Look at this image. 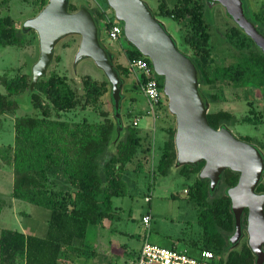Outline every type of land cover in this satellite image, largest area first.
I'll return each mask as SVG.
<instances>
[{"label":"trees","instance_id":"trees-1","mask_svg":"<svg viewBox=\"0 0 264 264\" xmlns=\"http://www.w3.org/2000/svg\"><path fill=\"white\" fill-rule=\"evenodd\" d=\"M45 3L46 0H39V9ZM241 4L246 19L264 37V3L249 16L244 11L243 2ZM203 5L200 0H174L171 7L165 2L158 4V15L186 21L184 40L193 52L190 59L197 69L199 86L215 88L219 83L264 88V52L237 25L233 24L224 33V40L238 50L239 56L226 63L214 62L207 48ZM75 9L68 4L69 11ZM97 9L91 12L101 32L107 28V23L103 21L104 8ZM25 42V35L13 26L11 18L0 17V45L20 47ZM123 53L127 59L141 56L128 43ZM114 68L120 76H127L126 66L115 63ZM158 81L161 87L159 78ZM0 84L4 89L3 93L0 92V113H13L17 102L11 97L24 92H27L30 106L37 112L15 116L12 143L0 146V161L9 165L11 170L10 195L48 210L45 233L41 237L14 229H0V264H16L17 261L22 264H59V259L68 253L81 254L89 225L100 224L112 217L111 198L125 193L120 173L136 153L141 137L136 125L129 122L124 126L122 137L112 145L114 122L102 108L108 93V83L104 79L83 77L80 93L66 76L52 70L46 77H40L32 90H28L25 74L0 77ZM131 88H139L138 82ZM209 97L212 101L216 99L214 94ZM135 100L134 95L128 97L130 106L123 117L133 112ZM69 111L86 114L73 121L59 117L61 112ZM89 112L96 118L88 119ZM206 118L212 128L233 120L232 114L224 110L208 111ZM243 120L250 121V118L244 117ZM173 132V127L165 128L166 137L155 164L159 175H166L174 162ZM239 138L249 141L247 136ZM136 165L141 168L138 160ZM201 165L202 162L184 164L177 172L190 178ZM237 177V172L224 169L215 187L222 191L217 194L210 191L206 179L198 177L186 189L187 199L198 208L202 238L197 248L211 250L218 258L215 264H254V256L246 241L228 248L234 220L225 189L233 186ZM255 191H264V181L257 184ZM1 207L2 199L0 210ZM245 211L241 218L243 224Z\"/></svg>","mask_w":264,"mask_h":264},{"label":"rangeland","instance_id":"rangeland-1","mask_svg":"<svg viewBox=\"0 0 264 264\" xmlns=\"http://www.w3.org/2000/svg\"><path fill=\"white\" fill-rule=\"evenodd\" d=\"M47 1V0H46ZM160 20L166 31L176 42L177 47L187 55L193 54L185 42L187 23L185 20H173L162 14L158 15V4L165 2L171 7L174 0H144ZM73 8L79 5L86 6L90 11L97 8H107L103 0H68ZM203 3V18L207 24V48L209 55L215 63H226L239 56L238 50L231 48L224 40V33L234 24L219 4L200 0ZM243 8L249 16L250 12L260 9L264 0H242ZM39 10V0H0V17L8 16L13 26L21 30L24 19L35 15ZM98 10V9H97ZM120 23V22H119ZM121 24V23H120ZM26 42L20 46L0 45V77H14L25 74L30 81V67L38 57V42L36 33L32 29L23 31ZM99 38L113 52V64L119 63L126 66L127 58L123 48L127 46L124 37L118 42L109 41L104 30L99 32ZM79 36L70 34L57 41L53 54L48 64L45 77L50 70L59 75H64L70 84L81 92V79L89 76L95 80H105L101 71L93 62L84 58L73 63L77 50ZM122 78L119 118L121 128H118L112 145L124 134V126L132 119L137 118L136 128L141 133L136 153L126 163L121 171V178L125 183V193L122 196L112 197V217L103 220L100 224L89 225L85 232L84 248L80 255L69 254L59 259V264H130L134 252L139 248L142 235L150 243L174 247L178 250L186 248L188 253L195 254L201 243L202 230L198 222V208L187 199L186 189L188 184L196 177L184 178L178 174L179 167L171 166L166 175L156 172L155 164L160 153L162 141L166 137L165 128L173 122L172 115L167 111L166 97L162 94V105L154 111V116L145 115L142 111L146 108L144 96L140 88L132 89L136 84L134 77L128 72ZM161 80V78H159ZM215 88L199 86L202 96L207 102V112L224 110L232 114L233 120L224 124L236 137L247 136L251 144L256 146L264 159V88L236 87L230 84H216ZM0 92H4L0 84ZM162 93V91H161ZM216 96L215 100L210 95ZM135 96L132 104L133 112L128 117H123L130 106L129 96ZM17 107L13 113H0V146L11 144L13 140L12 121L15 116L33 115L36 110L29 104L27 92L13 96ZM102 108L108 112L113 120V111L108 97H104ZM142 109V110H141ZM144 111V110H143ZM87 112V111H86ZM86 114V113H84ZM83 112H61V119L73 121L80 119ZM135 115V116H134ZM134 116V117H133ZM88 119H95L92 113H87ZM248 117L250 121H244ZM255 120V121H254ZM146 146V147H145ZM108 149V152H111ZM141 168H137L136 161ZM264 181V174L262 175ZM11 170L9 165L0 161V229H14L26 234L41 237L45 233L48 210L31 203L15 199L10 195ZM221 188H215L213 194L220 193ZM144 197H148L147 202ZM144 213L150 215L148 226L143 230L140 216ZM246 240L243 232L239 239L231 246L237 247L241 241ZM16 264H22L17 261Z\"/></svg>","mask_w":264,"mask_h":264},{"label":"water","instance_id":"water-1","mask_svg":"<svg viewBox=\"0 0 264 264\" xmlns=\"http://www.w3.org/2000/svg\"><path fill=\"white\" fill-rule=\"evenodd\" d=\"M219 4L225 15L264 52V37L244 16L241 0H208ZM122 35L143 57L154 74L161 78V91L166 97L167 111L174 120L173 167L202 162L196 177L206 179L213 191L224 169L238 173L233 186L225 189L234 220L228 236L231 247L246 235V245L254 256V264H264V192L255 188L264 174L260 150L236 137L224 124L212 128L206 118L207 102L199 89L198 72L190 56L182 52L171 35L144 0H105ZM68 0H47L38 12L22 21L21 31L32 29L37 36L38 57L30 67L28 90L45 75L54 45L66 35L79 36L73 63L90 59L108 83V97L113 111L114 138L121 128L119 118L122 78L114 68L113 52L100 41L99 26L84 5L68 10ZM245 211V223L241 222Z\"/></svg>","mask_w":264,"mask_h":264},{"label":"built area","instance_id":"built-area-1","mask_svg":"<svg viewBox=\"0 0 264 264\" xmlns=\"http://www.w3.org/2000/svg\"><path fill=\"white\" fill-rule=\"evenodd\" d=\"M103 17V21L107 23V28L103 29L106 38L109 41L118 42L123 36L121 24L114 20L107 8L103 9ZM126 68L138 82L144 96L147 105L145 115L154 116V111L162 105V93L158 78L154 74L149 60L143 56L127 59ZM132 124H137V118L132 120ZM144 201L147 202L148 197H144ZM149 220L148 213L140 216L143 230L147 228ZM217 259V256L208 249L197 248L195 254H190L186 248L178 250L174 247L150 243L145 233L142 235L141 243L131 264H215Z\"/></svg>","mask_w":264,"mask_h":264},{"label":"crops","instance_id":"crops-1","mask_svg":"<svg viewBox=\"0 0 264 264\" xmlns=\"http://www.w3.org/2000/svg\"><path fill=\"white\" fill-rule=\"evenodd\" d=\"M141 110H142V109H141ZM143 110H144V111H143ZM143 110H142V111H139V113L141 114V112H144V114H145V110H146V108H145V109L143 108ZM167 127H173V129H174V121L171 122V125H169V126H167ZM138 133H139V136L141 137V133H140V132H138ZM145 147H146V146H145ZM148 201H149V200H148ZM22 233L26 234V233L23 232V231H22ZM43 235H44V234H43ZM43 235H42V236H43ZM137 250H138V249H137ZM137 250L134 252V256H133L132 260L134 259ZM132 260H131V262H132ZM131 262H130V264H131Z\"/></svg>","mask_w":264,"mask_h":264},{"label":"flooded vegetation","instance_id":"flooded-vegetation-1","mask_svg":"<svg viewBox=\"0 0 264 264\" xmlns=\"http://www.w3.org/2000/svg\"><path fill=\"white\" fill-rule=\"evenodd\" d=\"M241 139V138H240ZM243 140V139H242ZM262 181V180H261ZM256 192H264V191H256ZM242 214H243V212H242ZM243 224V223H242ZM244 225V224H243Z\"/></svg>","mask_w":264,"mask_h":264}]
</instances>
